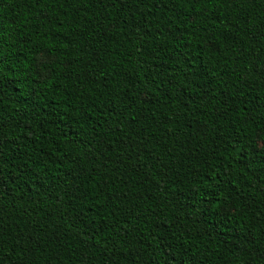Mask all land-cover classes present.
I'll return each mask as SVG.
<instances>
[{"label":"trees","instance_id":"trees-1","mask_svg":"<svg viewBox=\"0 0 264 264\" xmlns=\"http://www.w3.org/2000/svg\"><path fill=\"white\" fill-rule=\"evenodd\" d=\"M0 264H264V0H0Z\"/></svg>","mask_w":264,"mask_h":264}]
</instances>
